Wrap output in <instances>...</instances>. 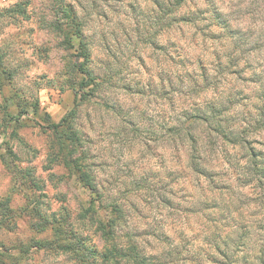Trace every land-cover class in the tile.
Wrapping results in <instances>:
<instances>
[{
    "label": "clouds",
    "instance_id": "1",
    "mask_svg": "<svg viewBox=\"0 0 264 264\" xmlns=\"http://www.w3.org/2000/svg\"><path fill=\"white\" fill-rule=\"evenodd\" d=\"M0 264H264V0H0Z\"/></svg>",
    "mask_w": 264,
    "mask_h": 264
}]
</instances>
